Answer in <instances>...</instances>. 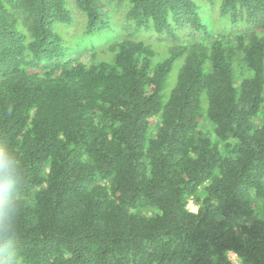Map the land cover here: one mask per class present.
Returning a JSON list of instances; mask_svg holds the SVG:
<instances>
[{
	"label": "trees",
	"instance_id": "16d2710c",
	"mask_svg": "<svg viewBox=\"0 0 264 264\" xmlns=\"http://www.w3.org/2000/svg\"><path fill=\"white\" fill-rule=\"evenodd\" d=\"M0 150L3 264H264V0H0Z\"/></svg>",
	"mask_w": 264,
	"mask_h": 264
},
{
	"label": "clouds",
	"instance_id": "9594fccd",
	"mask_svg": "<svg viewBox=\"0 0 264 264\" xmlns=\"http://www.w3.org/2000/svg\"><path fill=\"white\" fill-rule=\"evenodd\" d=\"M18 174L9 152L0 150V239L3 238L6 228L11 227L15 212L14 186ZM0 264L3 261L0 260Z\"/></svg>",
	"mask_w": 264,
	"mask_h": 264
},
{
	"label": "rangeland",
	"instance_id": "374dc122",
	"mask_svg": "<svg viewBox=\"0 0 264 264\" xmlns=\"http://www.w3.org/2000/svg\"><path fill=\"white\" fill-rule=\"evenodd\" d=\"M192 208H193V209H196V206L193 204V205H192ZM230 257H231V259H232L235 263H237L238 258H237V255H236L234 252H231V253H230Z\"/></svg>",
	"mask_w": 264,
	"mask_h": 264
},
{
	"label": "built area",
	"instance_id": "2783aa9c",
	"mask_svg": "<svg viewBox=\"0 0 264 264\" xmlns=\"http://www.w3.org/2000/svg\"><path fill=\"white\" fill-rule=\"evenodd\" d=\"M191 208H192V205H191ZM193 209V208H192Z\"/></svg>",
	"mask_w": 264,
	"mask_h": 264
}]
</instances>
